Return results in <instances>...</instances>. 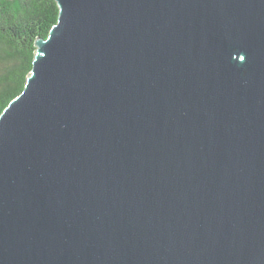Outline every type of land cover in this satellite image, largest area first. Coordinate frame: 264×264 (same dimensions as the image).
I'll use <instances>...</instances> for the list:
<instances>
[{
  "label": "water",
  "instance_id": "95a60500",
  "mask_svg": "<svg viewBox=\"0 0 264 264\" xmlns=\"http://www.w3.org/2000/svg\"><path fill=\"white\" fill-rule=\"evenodd\" d=\"M0 114V264H264V0H54Z\"/></svg>",
  "mask_w": 264,
  "mask_h": 264
},
{
  "label": "trees",
  "instance_id": "16d2710c",
  "mask_svg": "<svg viewBox=\"0 0 264 264\" xmlns=\"http://www.w3.org/2000/svg\"><path fill=\"white\" fill-rule=\"evenodd\" d=\"M57 17L54 0H0V114L22 92L34 42L47 38Z\"/></svg>",
  "mask_w": 264,
  "mask_h": 264
}]
</instances>
